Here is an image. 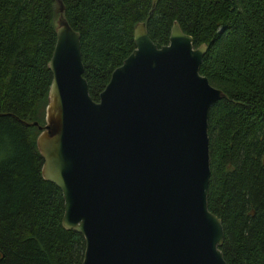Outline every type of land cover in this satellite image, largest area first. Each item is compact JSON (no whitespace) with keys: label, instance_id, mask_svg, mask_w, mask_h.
<instances>
[{"label":"trees","instance_id":"16d2710c","mask_svg":"<svg viewBox=\"0 0 264 264\" xmlns=\"http://www.w3.org/2000/svg\"><path fill=\"white\" fill-rule=\"evenodd\" d=\"M98 99L144 20L157 45L173 20L207 44L200 72L221 88L208 113V207L228 264H264V0H62ZM57 0H0V264H80L83 235L62 224L60 187L42 174Z\"/></svg>","mask_w":264,"mask_h":264},{"label":"water","instance_id":"95a60500","mask_svg":"<svg viewBox=\"0 0 264 264\" xmlns=\"http://www.w3.org/2000/svg\"><path fill=\"white\" fill-rule=\"evenodd\" d=\"M57 2L44 123L28 124L62 191V224L84 237L80 264H228L207 200L208 113L224 96L199 69L207 44L173 20L157 45L137 21L135 47L94 99L80 33Z\"/></svg>","mask_w":264,"mask_h":264}]
</instances>
